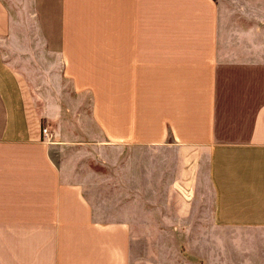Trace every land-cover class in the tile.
<instances>
[{
  "label": "crops",
  "instance_id": "0c3cea01",
  "mask_svg": "<svg viewBox=\"0 0 264 264\" xmlns=\"http://www.w3.org/2000/svg\"><path fill=\"white\" fill-rule=\"evenodd\" d=\"M33 3L105 143L179 150L189 175L208 169L219 192L181 201L209 202L216 226L259 235L246 264H264V0ZM10 29L0 0V37ZM37 105L21 69L0 65V264H132L129 222L97 219Z\"/></svg>",
  "mask_w": 264,
  "mask_h": 264
},
{
  "label": "rangeland",
  "instance_id": "374dc122",
  "mask_svg": "<svg viewBox=\"0 0 264 264\" xmlns=\"http://www.w3.org/2000/svg\"><path fill=\"white\" fill-rule=\"evenodd\" d=\"M1 1L11 29L0 37V65L21 69L34 88L42 130L47 128L48 139L57 143L53 156L74 179H83L97 219L129 222L132 264H246L255 259L259 235L216 226L217 213L209 202L181 201V195L192 199V194L219 192L209 170L189 175L193 165L183 164L179 150L160 155L142 146L105 143L93 119L91 95L74 90L60 57L47 49L33 0ZM199 205L205 208L193 209Z\"/></svg>",
  "mask_w": 264,
  "mask_h": 264
},
{
  "label": "built area",
  "instance_id": "2783aa9c",
  "mask_svg": "<svg viewBox=\"0 0 264 264\" xmlns=\"http://www.w3.org/2000/svg\"><path fill=\"white\" fill-rule=\"evenodd\" d=\"M43 133H44L45 135H48V129H47V128H44V129H43Z\"/></svg>",
  "mask_w": 264,
  "mask_h": 264
}]
</instances>
